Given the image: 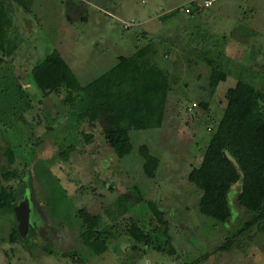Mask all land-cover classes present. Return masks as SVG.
<instances>
[{
	"label": "rangeland",
	"instance_id": "1",
	"mask_svg": "<svg viewBox=\"0 0 264 264\" xmlns=\"http://www.w3.org/2000/svg\"><path fill=\"white\" fill-rule=\"evenodd\" d=\"M3 1L17 49L0 50V191H30L33 227L31 247L12 242L16 213L0 211V264H264V235L248 231L254 220L238 202V184L229 194L232 216L222 223L200 212L201 192L188 181L223 117L228 89L243 79L264 90V0H220L211 8L197 7L201 0ZM151 41L172 78L165 124L132 130L133 152L124 158L101 128L85 125L95 134L87 144L61 104L64 92L43 97L33 82L32 68L55 49L64 73L85 85ZM215 69L227 80L212 95ZM71 144L77 149L62 160L59 152ZM143 146L160 159L155 178L144 173ZM3 169H17L21 179L5 181ZM132 191L140 200L125 212L119 199ZM150 203L165 214L173 254L148 249L128 233L132 223L157 229ZM81 208L99 214L102 229L115 227L104 253L81 240Z\"/></svg>",
	"mask_w": 264,
	"mask_h": 264
},
{
	"label": "trees",
	"instance_id": "2",
	"mask_svg": "<svg viewBox=\"0 0 264 264\" xmlns=\"http://www.w3.org/2000/svg\"><path fill=\"white\" fill-rule=\"evenodd\" d=\"M11 25L12 18L7 13L4 1L0 0V50L7 55L17 49V44L8 34ZM157 55L158 49L151 41L130 56H119L112 68L83 85L75 74L64 73L61 69L62 55L55 49L36 62L31 71L32 79L43 97L64 92L61 104L87 144L94 141L95 134L86 132L85 125L101 128L102 136L115 155L124 158L133 152L132 130L157 129L165 124L172 78L158 64ZM226 80L225 71L213 70L209 81L211 94H214L220 82ZM4 91L7 95L11 94L8 88ZM226 96L223 117L217 123L201 163L190 170L188 181L201 192L200 212L222 223L232 216L229 194L232 187L238 184V202L252 214L254 220L248 231L256 228L264 235V90L240 79L228 89ZM200 105L209 109L206 101ZM76 149L77 146L71 144L59 152V157L69 160ZM139 150L145 160V175L155 178L160 165L159 157L153 155L147 146ZM5 154L12 165L15 162L14 150L8 148ZM21 176L17 169L1 171L5 181L21 179ZM25 191V187H2L0 211L15 213V206ZM138 199L140 197H136L132 191L122 195L119 202L127 212ZM149 205L158 219L157 229L146 231L132 223L127 227L128 233L136 243L148 249L173 254L175 251L169 238L165 214L156 204ZM77 217L80 220L81 240L91 252L100 254L108 250L115 227L102 229L101 216L87 208L78 209ZM16 224L11 234L12 242L19 240L31 247L32 244L28 242L30 235L22 238ZM157 235H162V242H159Z\"/></svg>",
	"mask_w": 264,
	"mask_h": 264
},
{
	"label": "water",
	"instance_id": "3",
	"mask_svg": "<svg viewBox=\"0 0 264 264\" xmlns=\"http://www.w3.org/2000/svg\"><path fill=\"white\" fill-rule=\"evenodd\" d=\"M30 191L26 190L24 197L15 206L18 230L22 238H26L33 222V209L31 207Z\"/></svg>",
	"mask_w": 264,
	"mask_h": 264
},
{
	"label": "built area",
	"instance_id": "4",
	"mask_svg": "<svg viewBox=\"0 0 264 264\" xmlns=\"http://www.w3.org/2000/svg\"><path fill=\"white\" fill-rule=\"evenodd\" d=\"M218 1L220 0H201L200 2H198L197 7H202V8H211L212 6H214ZM196 6V5H195ZM187 11L190 13L191 9H187ZM193 107H197V104H193ZM192 108V107H191Z\"/></svg>",
	"mask_w": 264,
	"mask_h": 264
}]
</instances>
